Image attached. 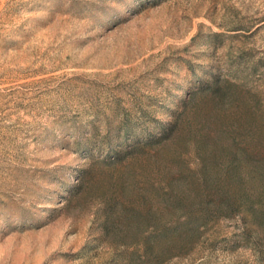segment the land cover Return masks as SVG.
<instances>
[{
	"label": "rangeland",
	"instance_id": "rangeland-1",
	"mask_svg": "<svg viewBox=\"0 0 264 264\" xmlns=\"http://www.w3.org/2000/svg\"><path fill=\"white\" fill-rule=\"evenodd\" d=\"M0 264H264V0H0Z\"/></svg>",
	"mask_w": 264,
	"mask_h": 264
}]
</instances>
